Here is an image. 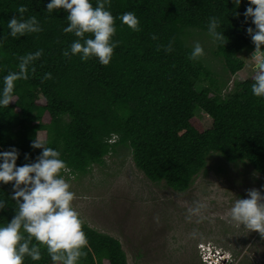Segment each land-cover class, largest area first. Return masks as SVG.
I'll use <instances>...</instances> for the list:
<instances>
[{"label": "trees", "instance_id": "trees-1", "mask_svg": "<svg viewBox=\"0 0 264 264\" xmlns=\"http://www.w3.org/2000/svg\"><path fill=\"white\" fill-rule=\"evenodd\" d=\"M48 2L0 0V87L4 75L18 71L19 57L42 50L29 65L28 79L16 82L14 100L0 108V151L18 149V166L35 159L41 150L30 143L42 136L75 175L86 174L119 145L130 149L148 180L177 192L190 187L212 153L231 163L247 161L264 174V98L252 94L255 71L223 92L244 65L238 53L252 45L245 29L253 25L242 15L247 0L236 9L239 17L232 14L231 0H110L116 26L112 39L118 43L107 66L95 57L81 61L79 55H63L78 38L62 31L67 13L47 12ZM91 3L95 7L97 0ZM21 6L27 9L23 18L35 16L41 32L8 35L7 22L20 18ZM127 11L138 18V31L121 24L119 17ZM211 17L220 20L218 31L225 36V44L214 41L212 52L225 77L201 58H189L194 45L189 36L199 33L189 29L208 33ZM45 73L51 78L42 79ZM198 112L211 118L209 128ZM11 195V184H0L5 201L0 225L17 209ZM82 227L88 246L79 264H128L118 239L84 221ZM40 247L41 259L26 257L25 264H53L46 247Z\"/></svg>", "mask_w": 264, "mask_h": 264}, {"label": "clouds", "instance_id": "clouds-1", "mask_svg": "<svg viewBox=\"0 0 264 264\" xmlns=\"http://www.w3.org/2000/svg\"><path fill=\"white\" fill-rule=\"evenodd\" d=\"M231 2L232 14L239 17L241 13L236 9L240 7L242 0ZM109 8L110 0H97L95 7L91 0H49L45 6L46 11L53 13L54 10H64L68 24L62 31L72 33L78 38L63 52L65 57L79 55L81 61L95 57L101 65L107 66L110 63L118 42L112 39L116 26L115 17ZM25 11L27 9L21 6L18 9L20 18L13 16L8 20L9 36H24L43 30L35 16L23 18ZM242 15L244 23L250 20L254 26L245 29L254 45L255 75L251 91L253 95L264 98V0H247ZM119 19L121 24L127 25L131 30H139V20L133 12L122 13ZM220 27V20L211 17L208 22V35L213 41L225 44L223 31H218ZM165 50L171 51V45ZM204 54L203 47L196 42L189 58L196 60ZM41 55L42 50H37L19 57L18 71H9L3 76L0 108L7 107L14 100L16 82L28 79L29 65ZM50 78L51 73H45L42 79ZM30 147L41 151L32 162L21 166L16 164L18 149L10 147L6 151H0V184H11V199L17 205L12 219L0 225V264H25L26 257L39 261L40 245L46 247L53 264H79L80 259L86 256L84 249L88 246V238L83 231L80 214L72 203L75 193L70 190V183L61 174L70 170L66 161L61 158V153L46 146L44 141L33 139ZM262 192L264 185L261 190H246V198L236 199L228 209L226 216L229 220L264 235ZM203 207L201 204L189 211L196 214ZM4 209L5 201L0 199V210ZM200 248V258L205 264H231L230 255L226 251L213 245Z\"/></svg>", "mask_w": 264, "mask_h": 264}, {"label": "rangeland", "instance_id": "rangeland-1", "mask_svg": "<svg viewBox=\"0 0 264 264\" xmlns=\"http://www.w3.org/2000/svg\"><path fill=\"white\" fill-rule=\"evenodd\" d=\"M190 30L199 32L191 33L189 42L201 44L202 61L225 77L221 61L212 54L213 39L205 31ZM253 55V44L238 53L244 65L223 92L253 74ZM198 115L202 126L209 128L211 118L203 112ZM38 139L44 141L42 136ZM64 177L75 193L72 203L82 221L118 239L128 264H205L199 252L206 245L229 253L231 264H264V235L226 216L236 199L246 198V190H261L264 185V174L247 161L231 163L212 153L190 187L177 192L148 180L134 165L130 149L119 145L86 174L68 172ZM201 204L199 213L189 211Z\"/></svg>", "mask_w": 264, "mask_h": 264}, {"label": "built area", "instance_id": "built-area-1", "mask_svg": "<svg viewBox=\"0 0 264 264\" xmlns=\"http://www.w3.org/2000/svg\"><path fill=\"white\" fill-rule=\"evenodd\" d=\"M209 263V262H208Z\"/></svg>", "mask_w": 264, "mask_h": 264}]
</instances>
